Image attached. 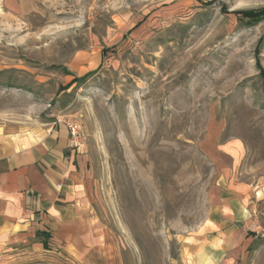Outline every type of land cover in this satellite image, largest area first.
Wrapping results in <instances>:
<instances>
[{
	"label": "rangeland",
	"instance_id": "obj_1",
	"mask_svg": "<svg viewBox=\"0 0 264 264\" xmlns=\"http://www.w3.org/2000/svg\"><path fill=\"white\" fill-rule=\"evenodd\" d=\"M18 1L0 4V133L77 121L85 208L0 264H264V18L236 14L264 0Z\"/></svg>",
	"mask_w": 264,
	"mask_h": 264
},
{
	"label": "crops",
	"instance_id": "obj_2",
	"mask_svg": "<svg viewBox=\"0 0 264 264\" xmlns=\"http://www.w3.org/2000/svg\"><path fill=\"white\" fill-rule=\"evenodd\" d=\"M0 4L11 11L23 8L18 0H0ZM15 136L19 135L0 133V250L25 242L35 231L53 233L70 225L85 208L67 127L49 126L36 139ZM234 199L222 198L217 210L232 215V220H245L246 209ZM230 236L222 233L217 239V252L232 247Z\"/></svg>",
	"mask_w": 264,
	"mask_h": 264
},
{
	"label": "built area",
	"instance_id": "obj_3",
	"mask_svg": "<svg viewBox=\"0 0 264 264\" xmlns=\"http://www.w3.org/2000/svg\"><path fill=\"white\" fill-rule=\"evenodd\" d=\"M66 127L69 132L70 147L71 148L79 147L81 141L80 125L78 124L77 121H68L66 123Z\"/></svg>",
	"mask_w": 264,
	"mask_h": 264
},
{
	"label": "trees",
	"instance_id": "obj_4",
	"mask_svg": "<svg viewBox=\"0 0 264 264\" xmlns=\"http://www.w3.org/2000/svg\"><path fill=\"white\" fill-rule=\"evenodd\" d=\"M236 14L242 15L246 20L250 21H259L262 18H264V11H256V12H238ZM42 235L45 237L46 236V241L49 239L51 236L47 235V233H42ZM46 241L44 240L45 243L44 246L46 247ZM48 242V241H47Z\"/></svg>",
	"mask_w": 264,
	"mask_h": 264
}]
</instances>
